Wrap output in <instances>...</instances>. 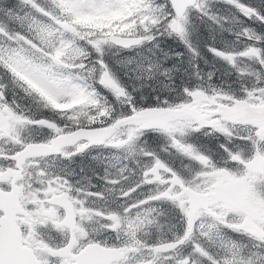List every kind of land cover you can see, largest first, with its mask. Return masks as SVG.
<instances>
[{
	"label": "snow or ice",
	"instance_id": "1",
	"mask_svg": "<svg viewBox=\"0 0 264 264\" xmlns=\"http://www.w3.org/2000/svg\"><path fill=\"white\" fill-rule=\"evenodd\" d=\"M0 264H264V0H0Z\"/></svg>",
	"mask_w": 264,
	"mask_h": 264
}]
</instances>
